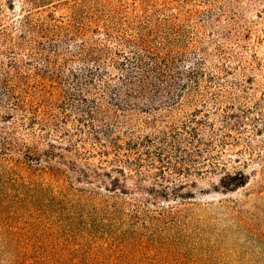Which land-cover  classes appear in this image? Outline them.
<instances>
[{
    "label": "rangeland",
    "instance_id": "1",
    "mask_svg": "<svg viewBox=\"0 0 264 264\" xmlns=\"http://www.w3.org/2000/svg\"><path fill=\"white\" fill-rule=\"evenodd\" d=\"M49 1L0 0V264H264V0ZM81 10L101 31L115 17L122 23L110 30L125 37L134 35L128 24L148 17L151 29H160L150 33L153 50L183 54L170 67L196 70L181 79L165 70L155 81L181 80L193 96H166L150 112L115 110V81L73 75L88 64L71 53L92 33L75 36ZM167 37L176 41L170 50ZM162 61L155 64L164 70ZM8 72L22 81L10 79L14 98L3 94ZM82 96L104 105L96 130L108 126L136 139L165 132L164 139L136 150L109 146L102 161L105 135L96 142L92 127L78 120L89 116L73 104ZM37 104L36 121L48 113L43 122L30 118ZM74 143L73 152L62 148ZM51 148L112 175L125 166L128 192L105 188L104 175L87 182L47 155ZM237 171L249 181L222 191L220 178ZM177 188L195 197H155Z\"/></svg>",
    "mask_w": 264,
    "mask_h": 264
},
{
    "label": "trees",
    "instance_id": "2",
    "mask_svg": "<svg viewBox=\"0 0 264 264\" xmlns=\"http://www.w3.org/2000/svg\"><path fill=\"white\" fill-rule=\"evenodd\" d=\"M45 1V0H44ZM53 1V0H52ZM51 2V0L49 1ZM88 10H81V12L75 13L74 18H77V21L80 22V24L75 22L72 24L73 27L76 25L75 36L78 32L83 31L86 32L87 30L92 31L91 34H82L84 35V39H82L81 44L79 45L78 50H76L75 53H71V56H76L80 60L86 62L87 67L86 72L82 71H76L73 73L74 76L80 77L82 75L89 76L90 83H93L95 79L99 78H105L107 77L110 80L115 81L114 88L110 93V105L114 107L115 110L127 111L131 109H137L140 111H146L150 112L153 108H155L157 105H160L163 101L164 97H169L170 100H175L178 96L180 98L187 97L191 98L194 94V91L188 87V85L184 84L181 80L176 82H161L158 83L155 81L154 78L160 79L162 76H165L167 72L171 68L170 66L173 65L172 63L180 60L182 61L184 59L183 54L180 55H170V52H166L164 56H160V54L157 51H154L153 45H151V37L150 33L156 32L157 30H160L158 28L151 29L149 25V18L147 17V20H141L139 23L136 24H128V27L133 29L134 35L132 37H125L122 34L114 35V33L110 30V28L117 24L118 21H114L113 16L109 17V20L103 24V31H101L96 26H92L93 17L91 14L87 12ZM75 20V19H74ZM122 22L119 21L118 24H121ZM79 25V26H78ZM168 32V29H166ZM102 34V37L99 34ZM170 33V32H168ZM154 35H160L158 32ZM114 38V39H113ZM113 40V42H117L120 44V47L116 46L115 50H111L110 42ZM166 48L170 50V48L176 44V41L172 39L171 37L166 38ZM1 50V46H0ZM114 53V55H117L119 57V54L122 55V60L117 59L115 56H112L110 53ZM107 57L108 60H110V63H107L106 65H102L100 61ZM163 58V63L166 66L164 70L160 69V66L155 64L156 58ZM92 65L89 64H94ZM112 65L114 69L116 70L115 73H111L108 70V66ZM17 63H11L12 69H18ZM174 72H170L168 74L171 75L173 73L176 75L177 78L181 79L185 75L186 77H192L195 73L194 67H190L188 69L182 68V65H178L176 69H173ZM14 71V70H13ZM15 74H11L8 72L5 77V83L4 85V92L3 94L6 96H10L14 98L13 90L14 88L11 85L10 79H12ZM14 79L17 80V82L21 83V79L14 77ZM17 84V83H16ZM15 85V84H14ZM23 87V86H21ZM24 89V87H23ZM17 98H15L16 100ZM88 103H91L90 106H84ZM179 101L176 103L178 104ZM74 107L82 111V114L84 113L85 116H89L88 121H85V119H78L82 122V124H87V126L92 127L93 131V139L98 142L100 138V133L105 135L104 143L101 142V148H100V156L102 161L104 160V156H109V146H116L117 148H121L123 145H127L129 149L136 150L140 146L155 143L158 140H163L160 135L162 134H156L155 136L152 135H145L142 137H137V139L134 136H130L128 134H125L124 132H121L119 129H111L110 127H107L102 129L101 131L96 130L93 126L96 119H98V116L103 114V103L95 98H88L86 96H82L79 100V102L73 103ZM174 104V105H176ZM40 105L32 106V109L34 114L32 113L31 119H33V122H43L45 118L47 117V111L45 110L42 114V118L40 121H36V115L40 116ZM32 112V111H31ZM118 115V112L114 113ZM113 116V115H111ZM80 118V117H79ZM152 121H147V123H152ZM192 132L196 133V128H192ZM52 146H55L53 143H50ZM77 144H71L67 147H63V149L67 151L73 152L74 148ZM51 150V151H50ZM49 151L46 152L47 155H58L60 158H62L59 163H65L67 165L71 164L74 166L73 169L79 171L81 174H79V177L85 176L86 181L90 182L92 181V175H95L94 177L99 178V182L103 181L104 178L100 175H104L106 177H109V183L104 184L105 188L112 190L114 192L117 191H123L128 192L127 190V180L129 177L132 176V173H126L125 166H116L113 167V171H117L119 175H112L110 171L107 170H101L99 171L98 168H91L89 165L90 163H87L84 167L78 166L75 161H65L64 155L62 152L54 153L52 148ZM28 159L34 160V158L30 155H26ZM140 158V157H139ZM35 163H40L41 158H35ZM127 162L130 161V158L128 157ZM141 160V159H139ZM154 164V161H152ZM49 165V164H47ZM49 168L48 171L50 174L54 175V171H51L53 169H50V166H47ZM91 170V172H90ZM179 170V169H178ZM162 174V172H160ZM249 181V175L245 173L244 171H237L234 173H227L226 175L222 176L220 178V189L222 191H232L237 189L240 186L245 185ZM185 184V183H182ZM140 186L143 185H137V189L140 188ZM184 185H182L183 187ZM156 198H163L166 201H170V198H173L174 200H178L179 198H194L195 195L189 191L185 193H181L178 188L175 189V191L168 192L166 189L157 190L155 193ZM112 206V205H109ZM108 207V206H106ZM14 255H23L21 252H18V254Z\"/></svg>",
    "mask_w": 264,
    "mask_h": 264
}]
</instances>
